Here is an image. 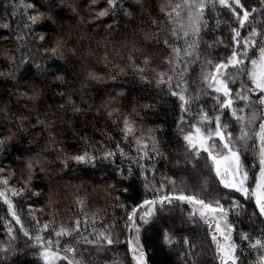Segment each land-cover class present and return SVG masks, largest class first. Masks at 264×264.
Wrapping results in <instances>:
<instances>
[{
    "label": "trees",
    "instance_id": "1",
    "mask_svg": "<svg viewBox=\"0 0 264 264\" xmlns=\"http://www.w3.org/2000/svg\"><path fill=\"white\" fill-rule=\"evenodd\" d=\"M165 2L117 0L115 9L99 17V10L109 8L106 0H0V135L13 137L6 147H0V176L9 180L6 194L33 237L37 231L34 217L41 224H49L45 236L51 234L53 238V227L74 224L79 219L82 237L97 239L92 234L96 228L97 232L111 231L116 240L113 245L103 242L102 246L81 240L79 251L86 264H135L128 245L132 231L125 227L126 209L130 211L133 205L152 199L153 195L173 191L170 180L174 179L176 190L205 199L225 197L221 200L225 207L231 200L240 202L242 210L239 214L232 211L229 220L235 226L234 241L240 246L242 264H253L264 249H251L242 234L248 233L253 243L264 239V216L259 215L254 200L224 189L210 167L211 161L206 160L207 153L201 150L197 157L183 138L191 130L189 124L197 122L201 105L209 115L217 114L213 112L212 95H196V89L202 87L204 56L185 65L188 95L193 97L188 106L191 114L182 113L179 98L171 94L166 84L156 82L159 71L173 74L167 63L171 49L163 43L165 33L152 24L156 18L161 28L167 26L159 11ZM242 2L249 10L257 9L253 18L256 26L264 29V0ZM37 12L45 13L44 21L31 25L28 17ZM216 12H205L208 26L201 34V48L218 61L231 54L230 27L237 24L229 10L217 6ZM248 30L241 29L242 35H247ZM40 35L45 39L41 40ZM58 38L64 41L63 54L54 56L51 48ZM217 38H222L223 44L209 48L208 42ZM141 68L145 69L143 73ZM58 75L63 80L56 79ZM172 83L173 90L179 91L175 88L177 81ZM229 86L238 90L239 79ZM32 89L40 93L36 100L22 95ZM238 103L243 106V102ZM22 116L27 119L21 121ZM125 118L136 122L137 136H155L160 155L150 151L151 141L150 159L137 153L135 138L125 140L122 132ZM229 118L227 110L224 119ZM230 122L233 127L229 130L238 135L239 126ZM117 144L126 155L120 154ZM235 146L240 147L252 177V165L257 164L254 153L239 143ZM108 151L114 155L106 157ZM84 152L95 159L77 163L70 158ZM30 159L34 161L32 170L27 168ZM4 187L0 184V188ZM11 187L25 191L12 196ZM156 188L160 191L156 192ZM54 190H58V195L50 201ZM190 210L191 205L186 202L174 201L163 207L157 204L147 223L139 222L138 211L137 223L148 264H220L211 239L214 228H209L198 214L193 220ZM9 222L17 236L15 251L7 257L0 256V264H43L34 254L33 241L23 235L9 205L0 197V241L5 244L9 242ZM166 233L172 244L165 241ZM185 238L189 243L184 242Z\"/></svg>",
    "mask_w": 264,
    "mask_h": 264
},
{
    "label": "snow or ice",
    "instance_id": "2",
    "mask_svg": "<svg viewBox=\"0 0 264 264\" xmlns=\"http://www.w3.org/2000/svg\"><path fill=\"white\" fill-rule=\"evenodd\" d=\"M96 3L97 0H92ZM109 8H103L98 11V16L103 17L108 15L110 9H115L118 4L117 0H106ZM217 6L230 11L231 16L235 18L236 27H230L232 51L231 54L218 61L213 60L203 53L201 43L203 41L202 32L208 26L205 19L206 10L216 12ZM159 11L162 13L167 21L165 28L160 27V21L156 18L152 19V24L156 26L160 32L165 33L163 43L171 49L170 57L167 63L171 66L169 74L165 71L157 73L156 82L158 85H167L173 96H177L181 101L182 113L191 114L189 105L193 101V97L188 95L189 86L184 77L187 68L186 64L190 63L192 59L199 60L204 56L203 69L200 75V85L196 89V95L201 92L212 95L215 101L213 112L217 114L209 115L207 111L203 110L198 113V120L196 123H190L191 130L184 134V140L187 142L189 148L195 151L197 157L200 156L201 150L207 153L206 160L211 161V169L214 170L215 176L219 178V183L223 185L224 189L234 190L235 193L241 194L243 197L254 200L256 208L259 209V215L264 216V116L260 118L258 128L255 127L257 120V113L254 105L253 94L258 93L256 99L259 101V106L264 108V29L256 26L253 18V13L257 12L256 8H247L242 0H166L159 6ZM219 17V12H216ZM45 13L37 12L29 15L28 20L31 25L43 23ZM220 25V20L217 19V27ZM7 27V25H5ZM248 28L247 35H242L241 29ZM41 40H44V35H40ZM182 41V44H181ZM223 44L222 38H217L215 41L208 42L209 48L214 47L215 44ZM227 47V46H226ZM64 48V41L58 38L55 46L51 48L54 56L62 55ZM47 51V49H46ZM13 63L14 58H12ZM148 58H145V63ZM144 68L140 69L143 73ZM93 79L96 77L93 75ZM56 79L63 80V76H57ZM176 80L175 88L179 91L173 90V80ZM239 79L240 88L235 90L230 87V83H236ZM183 84V87H181ZM207 90H210L208 92ZM22 95L29 100H36L39 98V91L32 89L30 92L25 91ZM238 102H243V106H239ZM251 109V111H249ZM230 110L229 120H225V112ZM115 111H119L116 109ZM111 115V113L109 114ZM21 121L26 120V116L20 117ZM181 121H184V115H181ZM233 121L239 126V134L236 135L234 131L229 130L233 127ZM41 125L45 121H39ZM214 125V127H213ZM22 126V125H21ZM125 140L129 137H134L137 153L143 155V158L150 159L149 155V141H151V152L160 155L157 147L158 141L155 136L149 134L147 137L137 136L136 122L130 118L123 120V129ZM12 136L0 135V147H6L12 141ZM218 138V139H216ZM249 141L252 143L249 144ZM53 143H55L53 141ZM241 144L245 150H251L254 153V159L258 160V164L252 165L253 176L250 177V169L244 163L240 147L235 145ZM120 154L126 155L124 149L119 144L116 145ZM112 151L105 153L106 157L113 156ZM59 158V157H58ZM77 163L89 162L94 160V156L89 153L77 154L70 157ZM35 163H40L36 160ZM65 167L67 166V159L64 160ZM34 161L29 160L27 168L32 170ZM258 167V171L255 169ZM141 168L145 165L141 164ZM153 171H155L153 167ZM0 172L3 169L0 168ZM169 179V178H165ZM250 179L253 183L250 184ZM170 182L174 186L173 191L153 195L152 199H144L142 203L133 205L128 211L126 209L127 221L125 227L129 232L135 230V236L130 237L128 245L132 253V259L135 264H148L146 253L143 245L140 243V227L137 223L138 211L139 220L148 222V218L152 216L156 210L157 204L161 207L166 204L170 205L174 201L186 202L191 205L189 212L190 217L195 220L197 214L203 222L212 228L214 232L211 239L215 244V251L218 254L220 264H242L240 258V246L233 240V232L235 226L229 220V214L237 210V214L242 210L238 200H231L228 207L221 202L225 197L205 199L202 196L194 193L189 194L184 190L175 189V180ZM0 184L5 187L0 188V197L9 205V210L15 223L20 226V230L25 237L33 241L32 246L36 249L35 253L38 255L43 264H59L60 261H67L68 264H86L83 254L79 251L81 240L84 244L102 246L103 242L107 245H113L116 240L109 230H101L97 232L96 228L92 229V234L97 236V239H89L81 236V221L76 219L74 224L64 225L61 223L58 227H53L52 232L54 237L45 233L49 229L48 223L41 224L38 219L34 217L37 225V231L33 237L32 233L24 226L21 217L15 210V205L6 194L9 190V180L0 176ZM254 185V186H253ZM146 188L149 186L146 184ZM164 185L161 184L160 188ZM160 188L155 191L159 192ZM12 196H19L25 191L24 188L17 190L14 187L10 188ZM231 199V193L227 197ZM121 207H124L121 205ZM255 215V213H254ZM95 223V220H93ZM84 226H87V218H85ZM114 227V225H113ZM9 235V242L7 244L0 241V256L7 257L9 253L14 252V242L17 236L14 235V229L11 223L6 226ZM165 241L172 244L173 240L169 234H165ZM242 240L249 241V247L257 251L264 249V239H256L251 242V237L248 233L242 234ZM185 243H189L185 238ZM253 264H264V252L260 253Z\"/></svg>",
    "mask_w": 264,
    "mask_h": 264
},
{
    "label": "rangeland",
    "instance_id": "3",
    "mask_svg": "<svg viewBox=\"0 0 264 264\" xmlns=\"http://www.w3.org/2000/svg\"><path fill=\"white\" fill-rule=\"evenodd\" d=\"M258 95H259L258 93L253 94V100H254V102H256V104H254V108L256 110L257 119H258V122H255L257 124V128H258V125L260 123L259 117H260V115L263 116V114H264V108L260 107L259 106V101L256 98H254V96H258ZM249 111H251V109ZM216 139H218V138H216ZM257 164H258V160H257ZM256 171H258V167L256 168ZM57 192H58V190H54L53 195L49 196V200L50 201L54 200L57 197V195H58ZM154 214H155V211L153 212L152 216L148 218V221H150L153 218ZM139 222L145 223L142 220H139ZM213 228H214V226H213ZM134 236H135V230H132V237H134ZM233 240H234V232H233ZM140 243H141V228H140Z\"/></svg>",
    "mask_w": 264,
    "mask_h": 264
}]
</instances>
